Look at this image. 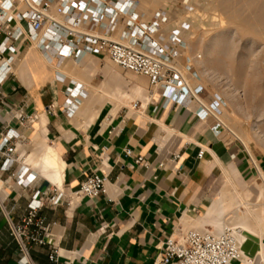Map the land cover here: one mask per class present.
I'll list each match as a JSON object with an SVG mask.
<instances>
[{
    "label": "crops",
    "instance_id": "1",
    "mask_svg": "<svg viewBox=\"0 0 264 264\" xmlns=\"http://www.w3.org/2000/svg\"><path fill=\"white\" fill-rule=\"evenodd\" d=\"M151 1L157 2L139 0L137 7L146 19L153 12L142 11V6ZM161 1L175 3L174 7L178 3ZM3 6L4 0H0V9ZM167 8L171 14L164 26L165 36L179 23L173 8L162 7L155 13ZM26 11L24 6L6 15ZM18 28L22 35L10 42L1 58L12 59V64L10 75L0 84V141L5 129L21 135L19 162L13 172L18 177L25 170L36 180L24 188L11 173L0 172V264H157L168 239L181 231H217L221 221L239 226L245 256L254 264H264V223L255 213L247 214V208L264 210V191L259 190L257 182L264 174L263 153L252 149L249 152L238 142L227 141L223 131H215L214 117L197 102L178 105L151 90L147 100L127 98L124 105L108 110L99 123L89 124L78 116L79 106L93 87L106 81L108 58L91 54L63 60L53 54L47 57L29 39L28 23L19 20L0 26V44ZM123 31L124 26L119 25L115 38ZM68 91L74 95L68 97ZM136 103L139 106L134 109ZM65 105L78 108L73 118L63 113ZM51 106L56 107L53 113L49 111ZM21 114H35L39 120L45 117L48 133L39 125L41 121L33 128L21 127ZM39 137L43 143L36 150L34 139ZM53 150L65 163L63 179L43 162V157ZM127 150H132L134 157H144L152 169L135 166L126 156ZM201 150L205 151L202 159ZM173 156H179L175 165L168 162ZM164 162L166 167L159 168ZM175 166L182 167V171H174ZM94 171L109 175L107 194L74 203L68 197L71 206L66 203L43 209L40 215L53 225L49 244L31 246L28 255H23L9 221L21 222L36 192L49 194L58 187L74 193L86 175ZM226 190L237 197L238 204L229 211L222 208L211 213ZM238 196H242L246 208L239 204ZM239 217L248 220L249 230L238 225ZM56 252L58 258L51 261L50 255Z\"/></svg>",
    "mask_w": 264,
    "mask_h": 264
},
{
    "label": "built area",
    "instance_id": "2",
    "mask_svg": "<svg viewBox=\"0 0 264 264\" xmlns=\"http://www.w3.org/2000/svg\"><path fill=\"white\" fill-rule=\"evenodd\" d=\"M191 0H180L177 7L184 13L193 11ZM139 0H4L0 9V24L11 25L14 21H26L29 25V39L36 43L47 57L53 54L60 60L68 57H82L87 54L105 56L115 66L148 79L151 92H159L166 99H172L178 105L188 101L197 102L204 112L214 117L215 131L220 133L224 124L221 120V103L211 98L203 86L193 87L188 77L196 76L192 65L193 59L183 67L181 61L188 48L186 35L190 32L189 21L179 22L178 27L168 36L163 34L164 26L170 21V9L155 13L150 20L137 12ZM26 7L24 13L6 15L11 9ZM55 10V14L54 11ZM188 19V18H187ZM0 25V26H1ZM119 25L124 31L115 38ZM22 35V29H14L7 41L0 44V84L10 75L12 59H1L10 48V42ZM188 74V75H187ZM68 97L73 91H68ZM138 103L134 105L137 109ZM56 109L51 106L49 111ZM78 108L65 105L63 113L73 118ZM23 128H33L39 123V116L21 114L18 117ZM0 172L11 173L24 188L32 186L36 180L25 170L17 177L13 172L19 162V141L21 135L12 129L1 133ZM132 163L142 169L151 170L152 165L142 156L134 157L132 150L125 152ZM205 151L201 150L202 159ZM179 156L168 160L177 164ZM167 162L159 168H165ZM180 173L182 167H174ZM109 175L94 171L86 175L80 189L74 193L54 187L51 193L36 192L28 206L27 214L19 224L9 221L12 236L23 255H28L31 246L45 247L53 225L40 215L45 208H57L68 202L94 200L106 195ZM242 230L233 225L223 224L219 230H190L179 232L165 243L163 257L157 264H254V260L245 256ZM58 258L57 252L50 255V260ZM25 264H30L26 261Z\"/></svg>",
    "mask_w": 264,
    "mask_h": 264
},
{
    "label": "rangeland",
    "instance_id": "3",
    "mask_svg": "<svg viewBox=\"0 0 264 264\" xmlns=\"http://www.w3.org/2000/svg\"><path fill=\"white\" fill-rule=\"evenodd\" d=\"M216 1L191 0L193 11L184 13L177 7L180 0L175 7V3L157 0L143 3L142 11L153 12L147 14L150 20L162 7H174L172 12L177 17L176 21H189L191 29L186 35L188 48L181 64L186 67L187 59H193L196 76L188 77L191 85L194 88L203 86L211 98L221 103L222 130L227 141L238 142L249 152L252 149L264 154V11L263 8L240 6L237 10L238 13L240 10L239 16L243 20L237 22L231 18L230 11L220 9ZM106 63L109 65V75L102 87L105 86L107 95L120 98V102H115L114 106L118 108L124 105L127 98L134 99L133 91L136 99L145 100L144 96H149L151 88L147 78L127 72L109 59ZM116 90L122 91L121 94L116 93ZM42 141V137L34 139L36 150ZM257 182L259 190L263 192L264 174ZM234 199L231 205L223 207L225 212L230 206L238 204ZM238 199L240 205H245L242 196H238ZM247 214H252L250 208H247ZM239 218L242 221L243 217ZM222 224L223 221L219 225ZM225 224L231 225L229 222Z\"/></svg>",
    "mask_w": 264,
    "mask_h": 264
},
{
    "label": "bare ground",
    "instance_id": "4",
    "mask_svg": "<svg viewBox=\"0 0 264 264\" xmlns=\"http://www.w3.org/2000/svg\"><path fill=\"white\" fill-rule=\"evenodd\" d=\"M216 3L218 4V7L220 9L223 10H228L231 13V18L235 21H242L243 18H240L239 13H238V7L240 6H245L246 8H258V9H262L264 11V0H260L259 2H252L248 1V0H217ZM263 5V6H262ZM237 10V11H236ZM262 11V10H261ZM71 62V61H70ZM74 66V65H73ZM75 68V67H74ZM64 69V68H63ZM71 69V68H70ZM80 70V69H79ZM78 70V71H79ZM67 71V70H66ZM72 71V70H71ZM75 71V70H73ZM84 71V70H82ZM65 72V71H64ZM63 72V73H64ZM70 73V72H69ZM79 75V73H77ZM74 75V74H73ZM71 75V76H73ZM67 76V75H65ZM69 76V75H68ZM77 76V75H76ZM80 76V75H79ZM78 76V77H79ZM91 77V76H90ZM84 78V76H83ZM82 78V79H83ZM72 79V78H71ZM77 79V78H76ZM79 79V78H78ZM113 79V77H112ZM73 80V79H72ZM89 81V79H87ZM118 80V79H117ZM62 81V80H61ZM77 81V80H76ZM81 81V78H80ZM91 81V80H90ZM83 82V81H82ZM90 83V82H89ZM125 85V84H124ZM105 87V86H104ZM104 87H102V85L96 86L92 88V91L90 93V96L86 97V99L82 100V103L79 106V115L80 118L83 117H89V119H87V121L89 120V124L93 125L96 122L99 123V121L102 119L103 115L110 110L111 108L114 107L115 102H120V98H117L116 96H109L107 95L104 91ZM110 89V88H109ZM114 89V88H113ZM112 89V90H113ZM140 89V88H139ZM107 90V88H106ZM111 91V90H110ZM140 91V90H139ZM116 93H120V90H116ZM114 92V93H115ZM108 93V92H107ZM124 93V92H123ZM119 94V95H120ZM110 95H113L112 93H110ZM139 96V95H138ZM132 97H134L132 95ZM131 98V97H130ZM144 99L147 100L148 97L144 96ZM124 100H122L123 102ZM79 102V101H78ZM121 102V104H122ZM125 103V102H124ZM77 105V104H76ZM79 105V104H78ZM122 106V105H120ZM79 119V118H78ZM41 122L39 123V125H41L42 129L44 130L45 133H48L46 125H47V120L45 117H43L41 120ZM83 121V120H82ZM109 123V122H108ZM107 124V123H106ZM102 125V124H101ZM87 126V125H86ZM83 129V128H82ZM164 138V137H163ZM43 162L45 164V166L50 169L52 172H54L58 177H60L61 179H63L64 177V171H65V163L62 160V158L59 156V154L57 153L56 150H53L51 152H49L47 155H45L43 157ZM226 188V187H225ZM224 188V189H225ZM235 195V194H234ZM235 198V196L233 197V195L231 196L229 194V191L226 190L224 191L222 198L217 201V203L212 207L211 209V213L214 212L215 210L219 209L221 210L224 206V204H230L233 202V199ZM237 198V197H236ZM236 198L234 200H236ZM213 204V203H212ZM231 205V204H230ZM231 207V206H230ZM228 209V206H227ZM257 209L258 206H257ZM223 211V210H222ZM229 211V210H228ZM252 212L255 213L260 222L264 219V210H256L254 207L252 208ZM217 213V212H216ZM228 214V213H227ZM217 215V214H216ZM255 220V219H253ZM252 220V221H253ZM258 221V220H257ZM212 225V224H211ZM223 225V224H222ZM233 225V224H232ZM241 225L244 229H250L248 227V220L246 218L243 217ZM255 225V224H254ZM258 225V224H257ZM220 227V226H219ZM237 227V226H235ZM239 227V226H238ZM215 228V227H214ZM262 228V227H261ZM216 230V229H215ZM260 233V232H259ZM257 234V233H256ZM263 235V234H262ZM244 238V237H243ZM243 263V262H242ZM264 263V262H263Z\"/></svg>",
    "mask_w": 264,
    "mask_h": 264
}]
</instances>
